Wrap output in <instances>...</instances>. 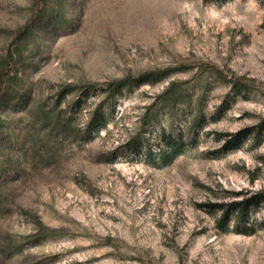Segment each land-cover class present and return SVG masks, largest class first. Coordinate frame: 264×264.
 <instances>
[{
  "label": "rangeland",
  "instance_id": "1",
  "mask_svg": "<svg viewBox=\"0 0 264 264\" xmlns=\"http://www.w3.org/2000/svg\"><path fill=\"white\" fill-rule=\"evenodd\" d=\"M0 72L26 99L0 110V264H264V207L246 236L199 206L264 191V0H0ZM97 108L92 140L41 119Z\"/></svg>",
  "mask_w": 264,
  "mask_h": 264
},
{
  "label": "trees",
  "instance_id": "2",
  "mask_svg": "<svg viewBox=\"0 0 264 264\" xmlns=\"http://www.w3.org/2000/svg\"><path fill=\"white\" fill-rule=\"evenodd\" d=\"M211 1L217 4H221L227 2L229 0H205ZM2 72H0V75ZM8 75V74H7ZM13 76L16 77L14 74ZM12 78V76H11ZM10 78V79H11ZM13 80V78H12ZM18 78L11 83L14 87L9 88L4 96H0V110H6L7 108H12L13 110H18L19 104H25L24 94H19L17 92V86H22L18 83ZM133 81H118L112 82L108 85L106 92L109 97V100H114L116 93L120 91V89L127 87L132 84ZM6 96V97H5ZM10 101V102H9ZM24 101V103H23ZM59 101H56V105H58ZM80 99L74 101L71 104L72 112L76 111V108L79 107ZM55 105V106H56ZM99 109H95L88 119L83 130H76L71 125V121L69 117H65L62 119L60 113L57 111H43L41 115V119L50 130L54 133V135L61 139L65 136H72V138L77 140L88 139L92 140L96 135L99 134V127L101 126L102 121L104 120V116L98 111ZM260 127V126H259ZM7 126L4 125L3 119L0 116V154L1 150L4 149H12V138L9 134V131L6 129ZM49 130V131H50ZM250 128L237 132L234 136L228 137V135H224L223 139V148L224 149H238L241 146V142L247 136L251 134ZM260 128L258 129V132ZM51 134V132H50ZM179 140L177 136V141ZM134 141V140H133ZM173 144H169L167 147L168 154L170 153L172 158L178 157L182 152V144L181 142H177ZM140 145V143H138ZM7 149V150H9ZM139 153V149L137 145L133 144V147L130 150V154L136 155ZM166 153L162 155V158L165 160ZM9 160H7L8 162ZM6 163V161H5ZM3 168H0V171ZM0 183V190H1ZM201 209L208 213H215L217 215L215 219V228L218 232L227 234L234 233L238 235H252L257 230V225L254 222L253 215L255 212L264 207V191H241L237 193H230L225 199H221L218 201H208L202 205H199ZM42 230V229H41ZM49 236V235H47Z\"/></svg>",
  "mask_w": 264,
  "mask_h": 264
}]
</instances>
